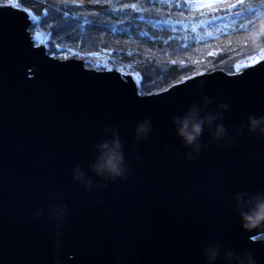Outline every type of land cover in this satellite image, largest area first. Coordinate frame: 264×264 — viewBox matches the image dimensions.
<instances>
[{
    "label": "water",
    "instance_id": "95a60500",
    "mask_svg": "<svg viewBox=\"0 0 264 264\" xmlns=\"http://www.w3.org/2000/svg\"><path fill=\"white\" fill-rule=\"evenodd\" d=\"M32 23L0 6V264H264V59L141 95Z\"/></svg>",
    "mask_w": 264,
    "mask_h": 264
},
{
    "label": "trees",
    "instance_id": "16d2710c",
    "mask_svg": "<svg viewBox=\"0 0 264 264\" xmlns=\"http://www.w3.org/2000/svg\"><path fill=\"white\" fill-rule=\"evenodd\" d=\"M11 2L31 14L30 31L50 55L66 59L72 52L89 68L132 73L141 95L202 71L240 73L248 57L264 52V0H0V6Z\"/></svg>",
    "mask_w": 264,
    "mask_h": 264
},
{
    "label": "rangeland",
    "instance_id": "374dc122",
    "mask_svg": "<svg viewBox=\"0 0 264 264\" xmlns=\"http://www.w3.org/2000/svg\"><path fill=\"white\" fill-rule=\"evenodd\" d=\"M213 1H215V0H200V2L202 3V4H206V3H210V2H213ZM10 6H15V7H17V5H15V2H11L10 4H9ZM38 40H41V37H40V35L38 34ZM43 44V43H42ZM38 45H40V44H38ZM67 56V58L66 59H70V58H78V59H81V58H79V57H75L74 56V53H70V54H67L66 55ZM264 59V52L263 51H261L260 53H258V54H255V55H253V56H250V57H248L247 59H246V63L248 64V65H250V66H252V65H255V64H257L259 61H261V60H263ZM95 60V59H94ZM99 60V58L98 57H96V64H98V63H100V61H98ZM244 62V61H243ZM243 62H240L239 63V65H238V67L240 68V67H242L245 63H243ZM97 69V68H96ZM123 72H127V71H123ZM127 73H129V72H127ZM200 74H205V72H201ZM199 75V74H198Z\"/></svg>",
    "mask_w": 264,
    "mask_h": 264
},
{
    "label": "snow or ice",
    "instance_id": "6c2138e0",
    "mask_svg": "<svg viewBox=\"0 0 264 264\" xmlns=\"http://www.w3.org/2000/svg\"><path fill=\"white\" fill-rule=\"evenodd\" d=\"M238 3L242 5V4L244 3V0H238ZM131 6H132L133 8L136 7L135 4H133V5H131ZM204 7H210V5H204ZM228 7H232V8H234V7H236V5H228ZM247 11H249V12H250L251 14H253V15H256V14H257L254 10H251V9H248ZM239 14H240V13H237V15H239ZM249 23H251V21H249ZM240 27L243 28L244 25L241 24Z\"/></svg>",
    "mask_w": 264,
    "mask_h": 264
},
{
    "label": "clouds",
    "instance_id": "9594fccd",
    "mask_svg": "<svg viewBox=\"0 0 264 264\" xmlns=\"http://www.w3.org/2000/svg\"><path fill=\"white\" fill-rule=\"evenodd\" d=\"M251 123H252V125H253V128H255V127H257V126L259 125L260 121H257L256 119L253 118V119L251 120ZM182 134H183V133H182ZM188 139H189V142H191V141L194 139V137H192V136L189 134Z\"/></svg>",
    "mask_w": 264,
    "mask_h": 264
},
{
    "label": "built area",
    "instance_id": "2783aa9c",
    "mask_svg": "<svg viewBox=\"0 0 264 264\" xmlns=\"http://www.w3.org/2000/svg\"><path fill=\"white\" fill-rule=\"evenodd\" d=\"M109 70H113V69H109Z\"/></svg>",
    "mask_w": 264,
    "mask_h": 264
}]
</instances>
